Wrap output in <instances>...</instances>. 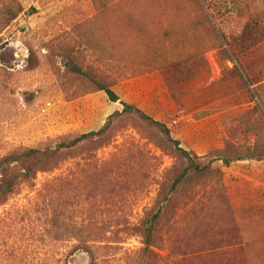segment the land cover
<instances>
[{
  "label": "rangeland",
  "instance_id": "rangeland-1",
  "mask_svg": "<svg viewBox=\"0 0 264 264\" xmlns=\"http://www.w3.org/2000/svg\"><path fill=\"white\" fill-rule=\"evenodd\" d=\"M228 3L210 25L203 14L192 18L213 16L197 0H0V159L96 134L0 206V264H90L83 251L70 256L87 240L88 226L103 241L97 264H264V94L247 83L264 57L254 48L264 42V0ZM214 27L232 46L233 63L214 85L226 75L233 106L210 112L216 148H202L208 139L168 121L194 152L185 160L137 114L109 121L123 106L100 85L162 118L149 90L162 73L182 107L211 102L214 89L205 91L202 81L222 59L207 51ZM200 68L209 71L204 78ZM235 157L246 160L224 165ZM67 176L60 194L57 187L46 192L49 182ZM63 204L66 223L77 229L57 234ZM159 210L145 251L135 227Z\"/></svg>",
  "mask_w": 264,
  "mask_h": 264
},
{
  "label": "trees",
  "instance_id": "trees-1",
  "mask_svg": "<svg viewBox=\"0 0 264 264\" xmlns=\"http://www.w3.org/2000/svg\"><path fill=\"white\" fill-rule=\"evenodd\" d=\"M203 13L206 14L204 11ZM222 16L223 15L218 16V18L221 19ZM206 17H209V14ZM213 18L215 17L213 16ZM217 34L218 35L220 34L218 30H217ZM73 66L74 65H72V67ZM72 72L78 74L82 73V71L78 69L76 66L72 68ZM98 88H99L98 91H102L106 93V95L108 96L111 102L117 103L118 101H120L119 96L107 86L100 85ZM121 105L123 106V110L117 111L113 116L110 117L109 121H111L115 116H122L127 113H135L147 124L161 129L162 134L165 136L167 142L179 153V155L183 157L185 160L186 159L191 160V158L193 157L191 153L194 152H191L182 147L181 142L176 138H174L171 129H169L167 124L155 121L152 117L146 115L143 111H141L134 105L122 101H121ZM107 126L102 129V132L106 131ZM93 136H96V134L91 133L88 135H82L70 143L64 142L55 146H47L42 149H20L0 159V206L5 205L10 200V198L16 194L18 187L22 183L30 182L31 180L34 179V176H36V174L39 172H43V173L53 172L55 169L54 164L56 163V161L59 158H61L65 153H67L69 149L75 147L77 148V146L82 144L85 140ZM243 160L246 159L242 157H235L233 159L226 158L223 160V163L226 167H229L233 162H239ZM192 166H193L192 171L194 172L202 171V169L199 166L197 165H192ZM189 172H190L189 170H186L182 174V176L176 180L175 186L182 183L186 179ZM68 182H70L69 176L51 181L46 185V192L51 193L52 190L51 188L57 187L60 189L58 192V194H60L61 185L63 186V184H66ZM58 194L56 195V198L59 196L58 201L61 202L63 196H60ZM60 210L61 212L58 215V219L56 220V224H55L57 234H59L61 230H64L67 233L74 232L77 228L74 227L73 225L69 226V223H66L67 221L66 205L65 204H63L62 206L60 205ZM161 214H162V210H159L157 213H155V215L152 218H150L147 221L141 222L140 226L135 227V230L140 232L141 236L144 239V244L146 246L145 251H147L149 247L152 245L153 229L156 222L159 221ZM60 218H63V220H60ZM87 231H88L87 240L78 241L79 242L78 244L73 245V248L70 252V256L76 254L79 251H83L89 255L90 264H97L98 263L97 251L100 249L99 246L97 245L103 242L100 239L102 238L101 233L98 232V228H95L93 226H88ZM55 240L56 241L60 240L59 235H56Z\"/></svg>",
  "mask_w": 264,
  "mask_h": 264
},
{
  "label": "crops",
  "instance_id": "crops-1",
  "mask_svg": "<svg viewBox=\"0 0 264 264\" xmlns=\"http://www.w3.org/2000/svg\"><path fill=\"white\" fill-rule=\"evenodd\" d=\"M202 14L207 19V23L209 22L208 19L211 20L213 18L210 15H209V18L206 17L208 14H204V13H192L191 16L193 19L199 20L200 18H202ZM211 21L209 22V24L213 25ZM217 35H218L217 29H215L214 27L213 43L209 44L207 51L209 53H214V55H216L217 57V60H219L218 57L220 54L222 56L221 57L222 59L218 61L219 62L218 64L215 61L212 62L213 64L210 62L212 73L210 74V76L208 74L207 79L202 81V86L205 89V91L214 89L213 91L214 93L212 94L209 93V96L212 97V99H210L211 102L202 104L199 107H197V109L195 110H193L190 107H187L186 104L184 105V107H182V105H180L179 103L180 101L179 94L174 93L172 84L170 80L166 78V75L164 73L161 74V78H158L157 80L155 79V83H158V86L155 88L150 87L149 89L151 92L155 91V95L151 97V101L157 107H159L160 111H163L162 118H155L154 117L155 114L151 112V110H149L150 109L149 107L147 106L143 107L141 105H136L126 100V98H122L123 100H121L120 96L118 95L120 98V102L122 101L128 104L134 105L138 109L143 111L146 115L152 117L155 121L167 124L169 129H171V132H172V124H175V125L179 124V126H181L182 129L196 133L199 138L203 137L205 139H208V144L202 146V148H208L209 151L213 148H216L218 144L217 143L218 125L215 122V116H216L214 115L215 112L211 114L210 112L211 111H224V113H226L227 111H233V106L231 102L232 101L231 89H229V92L227 93V88H226L227 85L228 87H230L231 84H230V81L227 82L226 77H225L226 75L224 76V83L223 84L219 83L218 86L214 88L215 83H217L218 81H221L222 79L221 70L222 72H224V74H226L227 72L231 74L230 72L233 67V63L231 60L232 46L230 44L228 45L226 39L225 38L223 39L220 34H219V37L222 41V44L218 45L217 39H216ZM254 48L257 50L258 54L261 52L264 53V42L257 44L256 47ZM254 48H252L251 50H253ZM251 50L249 49L250 52ZM227 52L230 56V58L228 59L226 57ZM257 64H258L257 65V77L255 79H252L250 83L249 81H247V83L249 85L250 84L253 85L251 87L256 88L258 93L260 92L264 94L263 93L264 91V57L261 58L260 60L258 59ZM200 71H201L200 77L202 78H204V76L207 73H209L208 69L206 70L207 73H205L202 68H200ZM158 74L160 75V73ZM149 80L151 83H154L153 81L154 78H149ZM222 88H224V91H221ZM145 90L147 89L144 88V91ZM175 95H177L178 97ZM222 101H224L223 104H222ZM177 116H179V118L171 122L172 119ZM168 121L172 124L170 125ZM172 135L174 136V138H176L177 140L181 142L183 148L189 150L186 146H184L182 134L174 135V133L172 132Z\"/></svg>",
  "mask_w": 264,
  "mask_h": 264
},
{
  "label": "built area",
  "instance_id": "built-area-1",
  "mask_svg": "<svg viewBox=\"0 0 264 264\" xmlns=\"http://www.w3.org/2000/svg\"><path fill=\"white\" fill-rule=\"evenodd\" d=\"M198 1L206 10L211 11L214 17L221 16V10L225 9L229 5L228 0H198Z\"/></svg>",
  "mask_w": 264,
  "mask_h": 264
}]
</instances>
